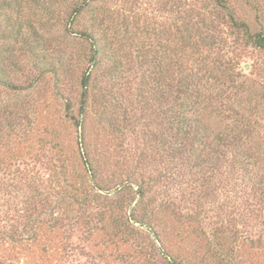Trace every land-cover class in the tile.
I'll list each match as a JSON object with an SVG mask.
<instances>
[{"label": "rangeland", "instance_id": "rangeland-1", "mask_svg": "<svg viewBox=\"0 0 264 264\" xmlns=\"http://www.w3.org/2000/svg\"><path fill=\"white\" fill-rule=\"evenodd\" d=\"M175 1L184 10L199 1L200 13L211 6L205 0H88L72 23L77 0H0V29L20 30L12 48L0 55L7 76L6 85L0 82V264H168L186 220L189 228L197 225L199 236L197 252L187 247L190 260L175 253L181 264H199L211 255V264H264V51L247 45L240 33L220 30L223 39H231L228 53L224 49L228 55L212 52L209 62L221 68L228 59L242 62L243 88L233 89L229 102L253 131L244 145L248 155L256 157L263 147L258 166L241 161L235 148L215 145L203 148L210 159L198 167H193L196 157L185 152L169 156L183 140L166 142L171 138L156 108L157 86L148 85L150 98L142 99L138 89L141 71L148 75L166 62L160 44L166 45L174 31ZM252 2L230 4L239 19H264V0ZM39 39L40 46L30 52ZM97 39L104 46L94 67L88 57ZM148 50L150 57L140 67V54ZM60 56L63 75L55 71ZM88 67L94 90H103L97 101L104 97L110 107L116 97L121 104L120 130L108 143L102 138L84 147L73 125L79 117V81ZM217 89L214 85L212 93ZM224 101L215 99L204 108L205 115L213 113L206 117L212 132L232 122L226 111L213 109ZM96 109L90 101L89 120ZM86 154L95 159L94 172L83 169ZM149 178L159 182L142 202L136 186L122 185L131 180L148 186ZM74 187L81 191L79 203ZM66 196L61 205L57 200ZM150 196L156 202H148ZM161 210L178 231L169 228L170 221L163 224ZM217 237L226 240L223 249Z\"/></svg>", "mask_w": 264, "mask_h": 264}, {"label": "trees", "instance_id": "trees-1", "mask_svg": "<svg viewBox=\"0 0 264 264\" xmlns=\"http://www.w3.org/2000/svg\"><path fill=\"white\" fill-rule=\"evenodd\" d=\"M205 1L207 4L210 1L211 6L209 10L202 13H200V11L204 10V8L199 6V1H196L195 5L185 4L187 7L185 10L181 8L179 1H175L171 4L173 8L172 13L175 14V17H173L174 24L172 26L174 31L172 32L171 37L167 39L166 45L163 46V44H160V46L164 48V51H161L163 55H159L164 57L166 62L164 64L158 63L156 64V67L149 69L147 71L148 75L145 74L146 72L141 71V77L144 79V82L138 89L140 91V97L143 99L145 98L144 95L147 94L150 98L148 85L157 86L156 89L158 90L155 94V98L158 102V107L156 106V108H161V112L159 111L161 114V124H164L165 126L167 138H171V140H166V142L168 143V146H170L173 145L172 142L175 143L177 140H183L181 146H172L170 148V152L168 153L169 156L175 157L176 155H179L181 151L185 152L189 157H196L197 162L193 167H198L204 164V162L207 163L210 159L207 157V153L203 154V148L212 149V146L215 145L216 147L235 148L236 155L239 156L241 161H244L251 166H258L256 158L261 154L260 149L263 147L258 146L260 148H257L255 152L258 155L256 157L253 156L254 159L248 155L246 151L247 148L244 145L248 142L249 135H253V131L250 130V127L242 124V114L236 111L232 106V103L229 102L231 95L235 92L232 90L243 88V84L239 85V78L245 76V73L241 71L242 69L240 70L242 62L238 59H228L224 62V68L219 66L216 67L209 62H211L210 55L212 52H220L225 53L226 56L228 55L227 53L230 46L229 41L231 39H229V41L223 39L225 33L220 30L224 31L229 29L230 34H242L243 37L241 39L244 40L247 45L263 52L264 19L258 18L251 20L237 18L235 9H233L230 4L231 0ZM245 2H252V0H245ZM74 4V9L72 11L73 17L71 20L72 23L75 22V20L81 15L82 11L87 8L90 3L88 0H77ZM248 5L251 6V8L254 7V4L248 3ZM196 6V11L198 12L194 13L196 12ZM212 18L216 19L212 20ZM19 32V29L11 30L5 26L0 29V41L2 43L0 55L4 56V54L8 52L11 47L10 41L14 40L19 35ZM80 34L83 38L87 40L90 39V41L94 38V35L89 32L87 35L82 34V32ZM40 42V39L39 41L37 40L30 48V52L31 50L34 52L40 46ZM235 42L236 41L233 40L232 45H234ZM7 45L10 46L8 47ZM93 45L95 46V49L91 51L88 60L91 64L95 65L94 67H96L99 65L100 59L98 58V55L103 51L104 44L101 43V39H97ZM224 49L227 50V53ZM143 52L144 53L140 54V67L147 62V57H150L149 50ZM108 56H110V54ZM6 58L3 59L4 63H7L5 62ZM156 58L157 57H154V60H156ZM220 59L222 58H215L214 60L221 62ZM60 60L61 64L57 61L58 69L55 71L57 74L63 75L64 64L62 63V56H60ZM89 69L90 68L88 67V73L83 74L79 81V117H77V120L73 125L76 129H80L79 134L82 140L81 144H83L84 147L91 146L92 142L95 144V141L102 138L108 143V141H112V139L116 137L117 132L120 130L118 126L119 120L116 115L119 112L118 109L121 104L119 105L117 103L118 99L116 97L113 98L110 107H107V101L105 102L104 97L101 102L97 101V95L100 96L103 90L101 88L94 90L93 82L91 81L94 73ZM227 69L231 72L228 73ZM0 82H2L3 85L7 84V76L3 68L0 70ZM214 85L218 89L215 93H212ZM152 89H154V87H152ZM103 96H106V94L104 93ZM222 98L225 100L224 103L219 102L222 107H218L216 103L213 106V109L214 111H226L228 114L226 115V118H231L232 122L230 125L226 124L223 128L219 127L216 132H212L206 123V117H210L213 113L205 115L204 108H207V105H210L215 99L219 100ZM142 99L137 98L136 101H143ZM90 101L93 104V108L97 109L94 118L91 117L89 120V117H86V113L90 108ZM95 103H97L96 106L94 105ZM67 105H69V103H67ZM143 110H147L145 106H143ZM9 133H11V130ZM163 140L164 138H162V141ZM201 144L203 146L199 148V145ZM204 145L206 147H204ZM84 157L87 161L85 168L83 165L84 171L86 172L90 170L91 172H94L92 168L93 166H97L95 159H93V157L90 158V155L87 154ZM148 181V186L135 185L131 180H128L122 185L125 188L136 186L140 202H142L145 200L146 194L151 192L152 184H157V182H159L158 179L153 180V178H149ZM262 187H264V180ZM77 191L78 188L74 187L73 194L71 192L68 194H72L79 203L78 196L81 195V191ZM40 195H43V193H40ZM68 198L69 197L66 196L57 201L62 205ZM169 199L170 198H168V200ZM147 201L150 203L156 202V196H150ZM160 205L163 206L164 210L168 208V203L162 204V201H160ZM164 210H161V217L164 218V220L162 219L163 224L167 225L170 220ZM171 214L172 213H169L168 216H171ZM170 226L171 227L169 228L173 230H179L178 226L175 227L171 221ZM182 228L185 233L184 237L177 243L175 251L170 252L172 255L170 253L168 254V258L170 259L168 264H181L179 260L175 259V253H178L182 260H185V258L189 259L190 257L187 256L190 252L187 251V247H191L192 245L195 247L194 243L198 240L199 234L197 233L196 224L189 228L186 220L183 223ZM191 231L194 232V236L189 237L188 233ZM217 245L219 248L223 249L226 245V240L217 237ZM193 250L197 252L196 247ZM215 253H217V251ZM211 256H209L207 260L202 258L199 264H211Z\"/></svg>", "mask_w": 264, "mask_h": 264}, {"label": "water", "instance_id": "water-1", "mask_svg": "<svg viewBox=\"0 0 264 264\" xmlns=\"http://www.w3.org/2000/svg\"><path fill=\"white\" fill-rule=\"evenodd\" d=\"M244 68L245 69H248V64H244Z\"/></svg>", "mask_w": 264, "mask_h": 264}]
</instances>
